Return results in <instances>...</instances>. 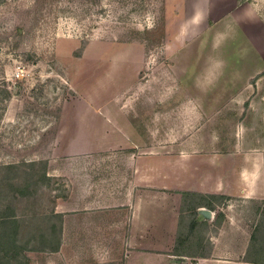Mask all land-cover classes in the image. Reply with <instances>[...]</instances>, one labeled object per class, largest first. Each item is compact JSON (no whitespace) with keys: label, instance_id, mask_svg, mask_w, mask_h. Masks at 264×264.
Instances as JSON below:
<instances>
[{"label":"rangeland","instance_id":"obj_1","mask_svg":"<svg viewBox=\"0 0 264 264\" xmlns=\"http://www.w3.org/2000/svg\"><path fill=\"white\" fill-rule=\"evenodd\" d=\"M3 106L0 163L47 161L55 175L16 202L30 248L53 233L55 188L71 195L112 175L121 190L133 157L145 200L167 192L177 215L175 190L208 189L240 224L219 234L209 218L189 235L185 212L188 253L208 256L172 255L153 244L169 242L172 211L146 202L161 223L140 237L141 255L113 229L68 236L75 259L27 251L30 264H264V0H0Z\"/></svg>","mask_w":264,"mask_h":264},{"label":"crops","instance_id":"obj_2","mask_svg":"<svg viewBox=\"0 0 264 264\" xmlns=\"http://www.w3.org/2000/svg\"><path fill=\"white\" fill-rule=\"evenodd\" d=\"M237 9L241 8L244 11L254 14L252 17L256 19V9L253 7L252 4H237ZM243 17V14L242 16ZM136 160V159H135ZM80 166H83L81 164L75 165L72 168H77V170L80 168ZM129 169L133 171L135 178L134 180H129V182L123 183V189L118 190L114 189L112 187V178L113 176H106V179H109L108 184L106 187L103 184H100L102 180L98 181V177L96 176L95 179H92V181H89V188L86 189L83 185L82 187L84 189L78 190L77 193H73L71 195H68L67 193H58L57 189H54L55 195V207H54V213L55 215H58V220L56 219V227L55 232L59 235H61V246L58 251L54 252L57 254L61 259L62 257H67L70 255L71 258L75 259L78 258V251H76L77 247L74 246V249L72 248V255L69 251V241L70 238L68 236H75L80 234H89L91 232L99 233V234H105L106 231H112L113 229L116 230V233L121 234L122 230L124 234H130L131 238L129 240L131 244L130 251L134 253H139L140 255L144 251L143 249H148L145 246H142V240L140 237L145 234H154L158 235L160 230L158 227H156V222L159 221L161 223V219L154 218L147 212L145 214V203H153L150 207H158L157 211L163 212L162 214H166L164 211L170 210L172 213L171 216L173 217V228H172V236L169 239V242L167 244H162L160 241H156V243H153L154 245H157V249L160 248V246H163L167 250L175 249L176 246V233L179 234V222H180V215H185L183 210V193L182 191H190V192H196L204 195H208V193L214 194L215 191L211 190H204L199 187L190 189V190H175L176 194L175 197L172 196L171 198L175 201V205H177V210L179 208V211L181 214L175 215L174 212V206L171 202L169 204L168 200L169 198H165L167 192H162L156 196L157 199L152 200H145L144 197V190H143V182L139 180L138 178V167L136 168V162H134V157L132 159V162L128 165ZM58 170V169H56ZM248 175V174H247ZM48 176H55L51 173L50 167L48 170ZM105 178V177H104ZM125 177H121L120 179H123ZM107 179V180H108ZM126 179V178H125ZM182 179V178H181ZM181 179L172 180L174 184L181 183ZM127 180V179H126ZM143 180V178L141 179ZM66 181V180H65ZM135 181V182H134ZM139 181V182H138ZM82 181L81 183H83ZM105 182V179H104ZM72 184L74 185V182L72 181ZM188 184H190L188 182ZM98 185H101V188H98ZM67 184L65 183V187ZM103 186V187H102ZM201 186V185H200ZM97 188V189H96ZM222 188H227V186H222ZM241 192L248 193L249 192V185L246 187V189H243ZM181 193V194H180ZM163 197V198H161ZM174 197V198H173ZM178 201V203H176ZM233 205H228V208H231ZM172 207V208H171ZM170 208V209H169ZM208 209L207 207H200L198 210V214L194 217L197 221L202 222L204 220H207L208 223L214 221L216 219L217 213L221 211L225 217L222 221V223L219 226V234L222 233V229L225 226H230L233 229H237L235 233H237L239 230L237 227L240 226L239 223H236L235 220L228 214V211L225 209H217L215 211H211L210 217L205 216L201 213V210ZM147 211V210H146ZM168 213V212H167ZM91 214V216H90ZM160 214V213H159ZM93 215V216H92ZM179 216V222L177 225V217ZM209 218H214L212 221L209 220ZM178 228V231H177ZM95 229V230H92ZM108 229V230H105ZM111 232H108V234ZM239 233V232H238ZM218 238V237H217ZM216 236L211 237V241L214 244L213 248H217L218 246V239ZM72 241V238H71ZM74 245V243H72ZM153 250V248H149ZM100 252V251H99ZM172 255H174V252L172 250ZM62 255V256H61ZM104 256V253H102ZM99 256V255H98Z\"/></svg>","mask_w":264,"mask_h":264},{"label":"trees","instance_id":"obj_3","mask_svg":"<svg viewBox=\"0 0 264 264\" xmlns=\"http://www.w3.org/2000/svg\"><path fill=\"white\" fill-rule=\"evenodd\" d=\"M5 100L10 96L6 90ZM4 114L6 106L0 107ZM2 114V115H3ZM27 166V169H25ZM47 161H24L0 163V264H30L31 257L26 254L27 251H51L56 252L61 246V235L55 234L56 223L51 224V235L43 233L40 235L44 247L36 248L28 246L29 241L22 238V226L24 219H21L18 213L16 202L20 197H31L37 194V188L40 184L46 185L51 178L47 174ZM29 168V169H28ZM23 182H20V181ZM183 193V212H193L198 214L200 207H207L215 211L214 199L223 197V195H204L196 192L185 191ZM57 217L58 215H53ZM225 215L219 211L217 213L215 224L220 225ZM186 216L180 218L179 236L177 237L174 254L179 256H199L207 257L208 255L200 253H188L191 249L189 237L184 236ZM209 225L207 220L197 221L193 217V221L189 222V235L193 226ZM188 235V234H187ZM25 240V241H24ZM193 245V243H192ZM191 245V246H192Z\"/></svg>","mask_w":264,"mask_h":264},{"label":"water","instance_id":"obj_4","mask_svg":"<svg viewBox=\"0 0 264 264\" xmlns=\"http://www.w3.org/2000/svg\"><path fill=\"white\" fill-rule=\"evenodd\" d=\"M201 213L207 217H209L211 215V211L209 209H203V210H201Z\"/></svg>","mask_w":264,"mask_h":264}]
</instances>
